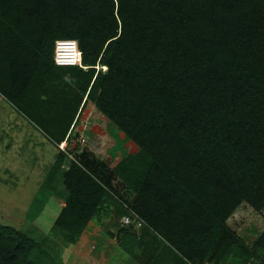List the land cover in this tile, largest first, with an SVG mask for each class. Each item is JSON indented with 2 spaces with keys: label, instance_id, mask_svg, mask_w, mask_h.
Listing matches in <instances>:
<instances>
[{
  "label": "trees",
  "instance_id": "trees-1",
  "mask_svg": "<svg viewBox=\"0 0 264 264\" xmlns=\"http://www.w3.org/2000/svg\"><path fill=\"white\" fill-rule=\"evenodd\" d=\"M56 39L76 40L86 69L56 65ZM45 78L50 100L32 95ZM0 93L56 144L85 95L138 147L115 169L83 148L64 172L56 224L70 244L123 181L141 227L187 262L252 256L227 219L264 206V0H0ZM10 231L0 264H46Z\"/></svg>",
  "mask_w": 264,
  "mask_h": 264
},
{
  "label": "rangeland",
  "instance_id": "rangeland-1",
  "mask_svg": "<svg viewBox=\"0 0 264 264\" xmlns=\"http://www.w3.org/2000/svg\"><path fill=\"white\" fill-rule=\"evenodd\" d=\"M98 70L106 68L99 64ZM56 84L46 78L37 80L32 95L50 100V95L57 93ZM66 85L62 87L66 89ZM73 93L69 91L68 97ZM16 104L0 93V233L9 234L13 229L41 243L40 249H31L29 254L46 264H192L154 231L123 224L127 211H134V193L123 181L109 185L108 195L77 241L70 244L68 235L56 224L68 194L64 172L78 160L83 148L108 169H115L127 155L136 154L138 147L90 99L85 100V95L70 127L69 140L58 144ZM227 225L254 250L252 256L235 249L200 264H264V253L255 248L264 231V206L256 210L241 203L228 217Z\"/></svg>",
  "mask_w": 264,
  "mask_h": 264
},
{
  "label": "built area",
  "instance_id": "built-area-1",
  "mask_svg": "<svg viewBox=\"0 0 264 264\" xmlns=\"http://www.w3.org/2000/svg\"><path fill=\"white\" fill-rule=\"evenodd\" d=\"M53 60L58 66L78 65L84 68L82 65L81 51L76 40L56 39L54 42ZM60 148L64 150L62 145H60ZM122 222L124 225H135L137 227L141 226L142 224L139 216L131 209H129L124 215Z\"/></svg>",
  "mask_w": 264,
  "mask_h": 264
},
{
  "label": "bare ground",
  "instance_id": "bare-ground-1",
  "mask_svg": "<svg viewBox=\"0 0 264 264\" xmlns=\"http://www.w3.org/2000/svg\"><path fill=\"white\" fill-rule=\"evenodd\" d=\"M84 68H86V67L84 66Z\"/></svg>",
  "mask_w": 264,
  "mask_h": 264
}]
</instances>
